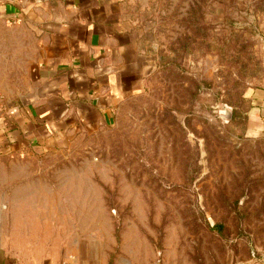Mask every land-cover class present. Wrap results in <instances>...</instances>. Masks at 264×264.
<instances>
[{
    "label": "rangeland",
    "instance_id": "1",
    "mask_svg": "<svg viewBox=\"0 0 264 264\" xmlns=\"http://www.w3.org/2000/svg\"><path fill=\"white\" fill-rule=\"evenodd\" d=\"M148 71L109 124L0 155V236L24 260L264 264V0H131ZM35 32L0 20V88L21 93ZM101 250V251H100Z\"/></svg>",
    "mask_w": 264,
    "mask_h": 264
},
{
    "label": "crops",
    "instance_id": "2",
    "mask_svg": "<svg viewBox=\"0 0 264 264\" xmlns=\"http://www.w3.org/2000/svg\"><path fill=\"white\" fill-rule=\"evenodd\" d=\"M131 8V0H0V20L35 32L37 52L21 93L0 88V155L51 152L65 136L113 121L148 71ZM251 99L253 117L264 119V91ZM103 253L24 260L0 236V264H108Z\"/></svg>",
    "mask_w": 264,
    "mask_h": 264
},
{
    "label": "built area",
    "instance_id": "3",
    "mask_svg": "<svg viewBox=\"0 0 264 264\" xmlns=\"http://www.w3.org/2000/svg\"><path fill=\"white\" fill-rule=\"evenodd\" d=\"M5 209V205H0V224H1V210Z\"/></svg>",
    "mask_w": 264,
    "mask_h": 264
}]
</instances>
